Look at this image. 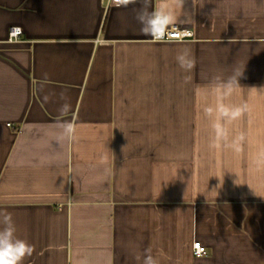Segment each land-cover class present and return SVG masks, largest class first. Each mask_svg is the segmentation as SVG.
Returning a JSON list of instances; mask_svg holds the SVG:
<instances>
[{"label": "crops", "instance_id": "crops-1", "mask_svg": "<svg viewBox=\"0 0 264 264\" xmlns=\"http://www.w3.org/2000/svg\"><path fill=\"white\" fill-rule=\"evenodd\" d=\"M107 3L0 0V210L33 248L23 264H138L145 249L264 264V0H185L171 25L194 31L184 42L142 32L140 3Z\"/></svg>", "mask_w": 264, "mask_h": 264}, {"label": "clouds", "instance_id": "clouds-1", "mask_svg": "<svg viewBox=\"0 0 264 264\" xmlns=\"http://www.w3.org/2000/svg\"><path fill=\"white\" fill-rule=\"evenodd\" d=\"M136 3L141 5L136 12V20L141 25V31L156 38L163 36L171 25L178 22L179 15L184 11L185 0H162L158 8L151 7V0H113V6L116 8H126L130 4ZM193 5L196 6V0H193ZM185 22H195L194 15L187 16ZM176 60L179 67L185 72H190L194 68L195 60L187 50H181ZM242 76L243 68H236L224 85L225 94H230L234 87L240 86L239 79ZM61 98H64L63 93H61ZM246 107L244 105L231 109L221 108V115L230 120H235L244 113ZM69 109L70 105L64 103L59 111L63 114ZM58 124L62 136L71 139L75 132L74 124L69 121H61ZM215 128L218 139L226 138V132L222 127L216 125ZM220 186L222 187V185ZM32 252V246L16 235L11 213L0 210V264H23L24 258L31 256ZM136 260L138 264H159L158 258L152 254L151 249H145L142 256H136Z\"/></svg>", "mask_w": 264, "mask_h": 264}, {"label": "built area", "instance_id": "built-area-1", "mask_svg": "<svg viewBox=\"0 0 264 264\" xmlns=\"http://www.w3.org/2000/svg\"><path fill=\"white\" fill-rule=\"evenodd\" d=\"M108 7L113 6V0H108ZM22 29L19 27H12L9 30V42H16L22 36ZM195 38V33L189 29H182L176 26H170L165 34L161 37L152 38L155 42H184L193 40ZM193 254L197 257H202L207 255V247L199 240L193 241L192 244Z\"/></svg>", "mask_w": 264, "mask_h": 264}]
</instances>
